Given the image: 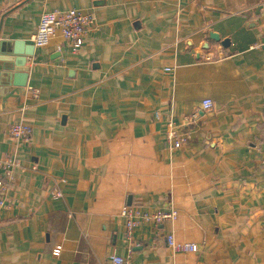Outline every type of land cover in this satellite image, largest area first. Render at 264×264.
<instances>
[{
    "label": "crops",
    "instance_id": "1",
    "mask_svg": "<svg viewBox=\"0 0 264 264\" xmlns=\"http://www.w3.org/2000/svg\"><path fill=\"white\" fill-rule=\"evenodd\" d=\"M69 9L94 18L83 44L56 35L33 46L41 14ZM263 15L264 0H0V41L25 58V70L6 65L12 85L0 98V160L19 162L0 212V264H108L112 254L264 264ZM205 98L212 109L167 150L154 113L180 125ZM17 120L32 129L28 144L8 134ZM128 206L177 217L141 223L129 240ZM168 233L198 251H172Z\"/></svg>",
    "mask_w": 264,
    "mask_h": 264
},
{
    "label": "built area",
    "instance_id": "2",
    "mask_svg": "<svg viewBox=\"0 0 264 264\" xmlns=\"http://www.w3.org/2000/svg\"><path fill=\"white\" fill-rule=\"evenodd\" d=\"M95 25L94 18L91 14H85L76 9L69 10H52L43 12L40 16L36 30L31 37V43L35 47H44L50 40L59 35L60 38L70 44L72 50L79 48L84 41L85 32ZM260 38L255 48L264 47V15L259 22ZM170 69H165L169 71ZM36 94L37 90H33ZM213 101L205 98L201 101L198 110L189 115L182 116L181 123H177L171 114L163 115L159 112L154 113L155 120L163 121L166 126L164 141L169 151L180 148L186 142V132L188 124L197 120L198 111H210ZM8 134L11 138L20 144H28L31 140V127L21 120L14 121L8 128ZM19 167V162L15 158L0 160V169L3 170L4 178L0 179V212L7 208L5 192L8 182L11 180L12 172ZM8 180V182H6ZM60 196V194H56ZM120 217L124 219L125 236L131 239L132 232L136 226L141 223H148L153 226H159L165 222H172L177 217V211L173 208L155 209L153 211L144 210L140 207L128 206L123 207ZM167 247L175 252H197L198 247L194 243L176 242L172 233L165 236ZM59 249L52 251L53 255H58ZM108 264H125V259L117 254L109 256Z\"/></svg>",
    "mask_w": 264,
    "mask_h": 264
},
{
    "label": "water",
    "instance_id": "3",
    "mask_svg": "<svg viewBox=\"0 0 264 264\" xmlns=\"http://www.w3.org/2000/svg\"><path fill=\"white\" fill-rule=\"evenodd\" d=\"M210 38L218 41L219 37L216 34L211 33ZM228 40H222L221 44L226 47L228 44ZM0 52L4 53V54H9V55H13L14 57H16V60L11 62V60L7 61V60H2L1 63L2 65H0V98L4 97L7 94V91L9 89V87L12 85V76L13 74L10 73L11 71H22L25 70L23 68V64L25 62V58H21V46L18 45V43H14L13 45L10 44L8 41H0ZM7 64L12 65L11 69L8 70L7 69ZM9 71V72H8ZM16 77V76H15Z\"/></svg>",
    "mask_w": 264,
    "mask_h": 264
}]
</instances>
